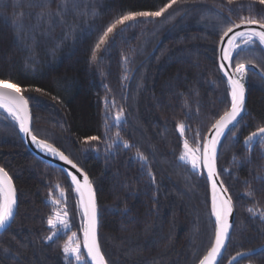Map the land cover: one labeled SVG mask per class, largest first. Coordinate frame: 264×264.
I'll list each match as a JSON object with an SVG mask.
<instances>
[{
  "label": "trees",
  "instance_id": "obj_1",
  "mask_svg": "<svg viewBox=\"0 0 264 264\" xmlns=\"http://www.w3.org/2000/svg\"><path fill=\"white\" fill-rule=\"evenodd\" d=\"M28 2L13 9V0H0V79L27 89L23 95L30 105L33 134L52 143L92 181L99 243L108 264H198L214 241L209 185L203 170L192 174L191 166L178 156L185 138L192 145L195 132L205 136L230 107V90L217 59L224 25L247 16L249 5L264 16V6L253 0L231 5L226 0H186L164 18H141L127 25L114 44L91 61L99 35L116 17L158 10L168 0H79L89 14L69 15L67 23L54 24V30L42 25L35 42L28 41L31 55L12 26L14 12L21 11L26 26L36 23L39 9L27 7ZM179 9L187 11L168 18ZM249 58L261 70L264 48L256 47ZM113 101L115 107H110ZM120 107L124 123L114 126ZM239 121L235 134L226 133L218 147V171L235 210L234 229L220 264L264 245V219L259 217L264 184L256 179L264 177V148L254 145L249 154L244 144L251 132L264 126V79L258 74H248L247 102ZM181 122L191 129L186 136L180 134ZM117 132L133 147L124 148ZM93 136L99 139H89ZM136 147L148 156V166L142 167ZM0 166L12 178L18 197L15 221L0 235V264H77L62 251L76 232L85 257L74 185L61 169L27 150L18 123L3 110ZM245 182L255 189L254 197L245 194ZM61 189L63 201L51 205L60 199ZM64 208L70 231L45 242L50 234L47 218ZM244 263L264 264V250L236 264ZM79 264L89 263L85 257Z\"/></svg>",
  "mask_w": 264,
  "mask_h": 264
},
{
  "label": "snow or ice",
  "instance_id": "obj_2",
  "mask_svg": "<svg viewBox=\"0 0 264 264\" xmlns=\"http://www.w3.org/2000/svg\"><path fill=\"white\" fill-rule=\"evenodd\" d=\"M24 0H13L12 7L17 9L22 7ZM186 2V0H168L158 10H141L128 11L111 21L106 28L99 35L96 43L93 46L91 61L98 59V53L106 52L108 46L114 44L115 37L122 35L126 30V26L138 21L156 20L164 18L165 14L172 9L174 5ZM235 0H226V3L231 5ZM53 0H29L27 7L38 8L34 19L36 21L33 25L26 26L24 23L25 14L21 12H14L12 22L14 34L17 36L18 42H23L31 55V47L28 41L35 42V33L41 30L42 25L54 30V24L67 23L66 17L72 15L79 17L88 15L87 7L81 9L79 0H56L55 11L52 10ZM258 3L264 6V0H253V4ZM221 11L225 10L221 4ZM243 8V6H241ZM180 11H187V9H179L173 14H169L168 18H174V15H179ZM230 16L232 10L227 9ZM248 15L241 16L238 23H226L223 27L222 36L220 38V64L219 69L227 77V84L229 87V95L231 97L230 107L220 115L211 125L210 134L208 136H201L199 130L195 132L192 137V145L189 139L183 140V151L179 154L178 160L184 164L191 165L192 174L197 171L206 169L207 180L211 182L212 187V201H211V215L215 217L214 222V242L211 243L207 254L199 260V264H220L219 257L222 256V249L226 247V241L230 240L229 229L232 225L229 223V216L233 212L232 197L225 195L228 189L224 187L223 181H220V173L217 171L218 151L217 146L221 145V138L228 135H234L240 121L238 117L245 111V91L246 80L249 73L258 74L256 69L258 64L249 54L252 53L256 47H264V16H258L253 5L247 8ZM94 15V12L92 13ZM214 15L221 20H225L220 13ZM243 31H235L241 29ZM119 29V32H118ZM232 35H229V34ZM227 37V41H225ZM123 55V54H122ZM125 63H129V57L124 56ZM34 62V61H33ZM227 62V63H225ZM261 67V74H264V66ZM128 79L127 74L123 77ZM27 89L21 88L18 84L0 79V110H3L12 119L19 123L20 131L31 136L33 143L42 150L51 153L53 156H58L60 160L70 165L76 173L83 178H78L76 174L68 171L67 176L70 177L71 185H74L75 192L79 195V208L81 210V230L83 233V248L86 250L87 258L90 259L91 264H108L105 255L102 253L100 243L98 241L97 227V201L96 194L93 189L92 181L89 176L73 162L62 151H59L52 143L44 139H38L33 130L30 128V116L28 110V100L22 94ZM34 91L41 92L42 89L35 88ZM107 104V99H106ZM110 107H115V102ZM186 115H188L186 113ZM190 119V116H189ZM124 123V108L120 107L114 118V126H122ZM181 136L191 131L185 123L178 124ZM117 139L122 140L123 147L129 149L133 147L127 140H123L120 133L117 132ZM91 140H98L96 136L90 137ZM246 151L251 153L254 145H260L264 148V126H259L256 131L251 132L244 141ZM136 157L143 162L142 167L148 166V156L145 155L139 147H136ZM235 160V157L233 158ZM250 162V157H249ZM148 175L151 177V182L155 183L156 178L153 175L150 167H148ZM264 184V177H256ZM219 181V187H218ZM246 183L248 191L245 193L248 197L255 196V189L251 188L249 182ZM57 188L60 186L57 185ZM64 199V193L61 189L60 199L50 202L51 205L58 206ZM17 192L13 185V180L9 173L4 168L0 167V229H10L11 224L15 221L17 214ZM248 211L255 215V209L249 208ZM68 211L64 208L63 211L57 209L55 215H49L47 224L49 226L50 234L45 237V242L55 241L61 238L62 234L70 231V223L67 219ZM259 217L264 219V211L259 213ZM77 233L72 232L68 242L63 244V254L67 258L73 257L79 264L85 257L81 252V242L76 238ZM8 251L7 249L5 250ZM254 252V250H253ZM253 252L237 253V257L243 260L244 258H251ZM237 257H233L235 260ZM71 264V261H69ZM231 264V262H230Z\"/></svg>",
  "mask_w": 264,
  "mask_h": 264
},
{
  "label": "water",
  "instance_id": "obj_3",
  "mask_svg": "<svg viewBox=\"0 0 264 264\" xmlns=\"http://www.w3.org/2000/svg\"><path fill=\"white\" fill-rule=\"evenodd\" d=\"M235 31H243V28L241 29H235ZM229 35H232L231 33ZM225 41H227V37L224 38ZM221 47V44H220V41H219V44H218V55H217V59H218V65L220 64V60H219V56H220V49ZM227 63V62H225ZM256 72L258 73V75L264 79V74H261V70L257 67L256 69ZM223 74V72H222ZM224 75V74H223ZM225 77V76H224ZM225 79L227 80V77H225ZM247 87H248V77H247V80H246V91H245V107H246V102H247ZM23 94V93H22ZM231 98V97H230ZM28 110H29V116H30V128L33 129V124H32V113H31V109H30V105H29V102H28ZM245 112V111H244ZM244 112L241 114L240 117H238V121L239 119L243 116ZM17 122V121H16ZM18 123V122H17ZM19 125V123H18ZM20 129V128H19ZM210 130L211 128L208 130V132L206 133L205 137L208 136L210 134ZM20 136H21V139L23 140L27 150L33 155L35 156L37 159L51 165V166H54L56 168H59L61 169L66 175H67V172L70 171L72 172L73 174H76L78 176V178H80L81 180L83 179L79 173H76V170L75 169H72L70 165L66 164L64 161L60 160L58 156H53L51 153L49 152H46L44 150H42L41 148L37 147V145L35 143L32 142L31 140V136L23 133L20 131ZM223 139V137L221 138V140ZM218 147L219 145L217 146V151H218ZM1 167V166H0ZM217 171H218V164H217ZM203 172L206 176V179H207V171L206 169H203ZM219 173V171H218ZM70 179V177H68ZM71 181V180H70ZM208 181V180H207ZM220 181L221 178H220ZM14 185V183H13ZM208 185H209V194H210V203L212 201V187H211V182L208 181ZM224 185V184H223ZM15 187V186H14ZM218 187H219V181H218ZM225 187V186H224ZM75 188V186H74ZM94 189V187H93ZM95 191V190H94ZM78 194V193H77ZM96 194V193H95ZM225 195L227 196H230L229 192H227ZM79 197V195H78ZM18 198V197H17ZM96 201H97V197H96ZM233 203V202H232ZM17 205H18V200H17ZM213 217V220L215 222V217L212 215ZM97 218H98V227H97V234H98V241H99V213H98V206H97ZM229 223L232 225V227L229 229V234H230V238H231V235H232V232H233V229H234V224H235V210H234V206H233V212H232V215L229 216ZM6 230L5 229H0V235L5 232ZM83 235V234H82ZM83 237V236H82ZM229 241L230 240H227L225 243H226V247L224 249H222V256L219 257V261H221L226 249H227V246L229 244ZM214 242V241H213ZM254 250V252H253ZM262 250H264V245H261L260 247H257L255 249H252V250H249V251H245V252H240V253H249V252H253L252 255L254 254H257L259 252H261ZM83 252H84V255L86 257V260L89 264H91L90 262V259L87 258V253H86V250L83 248ZM207 254V253H206ZM205 254V255H206ZM204 255V256H205ZM251 255V256H252ZM233 257H237V254L233 255L226 264H236L238 261L241 260V258L237 257L235 260H233ZM203 258V257H202ZM199 264V263H198Z\"/></svg>",
  "mask_w": 264,
  "mask_h": 264
},
{
  "label": "rangeland",
  "instance_id": "obj_4",
  "mask_svg": "<svg viewBox=\"0 0 264 264\" xmlns=\"http://www.w3.org/2000/svg\"><path fill=\"white\" fill-rule=\"evenodd\" d=\"M264 48V47H263ZM7 114V113H6ZM192 146V145H191ZM193 147H195V146H193ZM182 151H183V147H182ZM181 151V152H182ZM190 165V164H189ZM191 166V165H190ZM203 170V169H202ZM78 195V194H77ZM78 199H79V197H78ZM83 236V235H82ZM82 241H83V237H82ZM82 249H83V244H82ZM244 264H248V263H244Z\"/></svg>",
  "mask_w": 264,
  "mask_h": 264
}]
</instances>
